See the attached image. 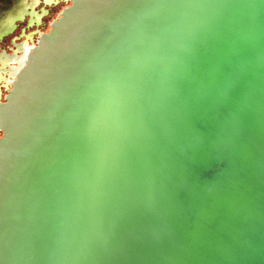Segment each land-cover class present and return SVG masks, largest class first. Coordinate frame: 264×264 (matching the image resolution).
I'll use <instances>...</instances> for the list:
<instances>
[{
	"label": "water",
	"instance_id": "95a60500",
	"mask_svg": "<svg viewBox=\"0 0 264 264\" xmlns=\"http://www.w3.org/2000/svg\"><path fill=\"white\" fill-rule=\"evenodd\" d=\"M0 264H264V0H0Z\"/></svg>",
	"mask_w": 264,
	"mask_h": 264
}]
</instances>
